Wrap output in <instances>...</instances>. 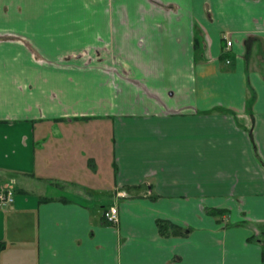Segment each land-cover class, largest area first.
Masks as SVG:
<instances>
[{"label": "crops", "instance_id": "1", "mask_svg": "<svg viewBox=\"0 0 264 264\" xmlns=\"http://www.w3.org/2000/svg\"><path fill=\"white\" fill-rule=\"evenodd\" d=\"M6 185L0 264H264V0H0Z\"/></svg>", "mask_w": 264, "mask_h": 264}, {"label": "rangeland", "instance_id": "2", "mask_svg": "<svg viewBox=\"0 0 264 264\" xmlns=\"http://www.w3.org/2000/svg\"><path fill=\"white\" fill-rule=\"evenodd\" d=\"M90 129L103 131V132H105V136H106V132L108 131V128L103 127L101 124H97V123L90 125ZM90 170H91V173H93L99 179V181L102 183L103 186L104 185L105 186L110 185V182H111V185L113 184L112 174H113L114 170H113L112 163L108 159H101V161H98L96 163L91 162L90 163ZM90 204L96 206L97 209H99L98 208L100 206L99 203L90 202ZM103 204L110 205L112 203L111 202H104ZM105 210H107V209H105ZM99 211H100V209H99ZM260 231L264 232V226L262 228H260Z\"/></svg>", "mask_w": 264, "mask_h": 264}, {"label": "built area", "instance_id": "3", "mask_svg": "<svg viewBox=\"0 0 264 264\" xmlns=\"http://www.w3.org/2000/svg\"><path fill=\"white\" fill-rule=\"evenodd\" d=\"M232 47V41L228 39L226 50L228 51ZM227 65H231V60H226ZM119 196H126V193L120 194ZM15 202V194L10 185H6L0 190V207L9 208ZM119 211L118 208L112 206L105 210L104 218L109 224H116L118 222Z\"/></svg>", "mask_w": 264, "mask_h": 264}, {"label": "trees", "instance_id": "4", "mask_svg": "<svg viewBox=\"0 0 264 264\" xmlns=\"http://www.w3.org/2000/svg\"><path fill=\"white\" fill-rule=\"evenodd\" d=\"M1 190V189H0ZM47 202L48 200H41ZM105 211V210H104ZM104 216V215H103ZM158 227L162 236H185L189 230L183 229L168 221H159Z\"/></svg>", "mask_w": 264, "mask_h": 264}]
</instances>
